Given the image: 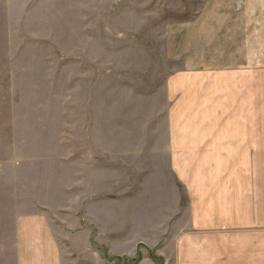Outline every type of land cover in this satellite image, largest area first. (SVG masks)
I'll return each mask as SVG.
<instances>
[{
  "label": "rangeland",
  "instance_id": "rangeland-1",
  "mask_svg": "<svg viewBox=\"0 0 264 264\" xmlns=\"http://www.w3.org/2000/svg\"><path fill=\"white\" fill-rule=\"evenodd\" d=\"M225 3L0 0V264H16V220L33 215L64 222L67 237L90 229L106 264H163L141 243L134 258L99 248L92 222L105 218L109 240L117 223L121 238L172 239L191 201L241 183L242 162L205 151L201 121L179 120L167 88L225 66L231 44L211 32Z\"/></svg>",
  "mask_w": 264,
  "mask_h": 264
},
{
  "label": "crops",
  "instance_id": "crops-1",
  "mask_svg": "<svg viewBox=\"0 0 264 264\" xmlns=\"http://www.w3.org/2000/svg\"><path fill=\"white\" fill-rule=\"evenodd\" d=\"M225 1L217 28L211 29L218 44H231L225 66L179 72L167 88L178 94L173 112L179 120L185 112L201 121L202 135L196 138L201 139L198 144H207L205 151H215V160L242 162L241 173L232 167L231 174L241 176V183L219 186L215 195L191 201L189 223L172 239L148 244L136 237L121 238L127 228L117 223L109 240L105 218L94 220L99 248L108 242L119 257L134 258L141 243L145 250L157 248L163 264H264V0ZM250 161H256L252 175ZM254 174L258 185L251 186ZM16 221V264H106L93 248L90 229L76 230L68 238L66 224L57 219L33 215ZM146 255L135 264H155Z\"/></svg>",
  "mask_w": 264,
  "mask_h": 264
},
{
  "label": "trees",
  "instance_id": "trees-1",
  "mask_svg": "<svg viewBox=\"0 0 264 264\" xmlns=\"http://www.w3.org/2000/svg\"><path fill=\"white\" fill-rule=\"evenodd\" d=\"M138 261V260H137ZM136 263V262H135Z\"/></svg>",
  "mask_w": 264,
  "mask_h": 264
}]
</instances>
